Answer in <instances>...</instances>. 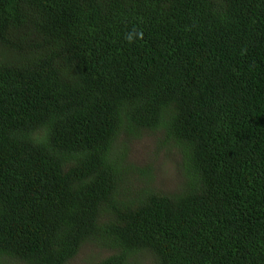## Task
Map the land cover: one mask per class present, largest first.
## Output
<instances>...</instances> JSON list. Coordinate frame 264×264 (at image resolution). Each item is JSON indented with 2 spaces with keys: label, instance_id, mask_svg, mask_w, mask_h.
<instances>
[{
  "label": "trees",
  "instance_id": "16d2710c",
  "mask_svg": "<svg viewBox=\"0 0 264 264\" xmlns=\"http://www.w3.org/2000/svg\"><path fill=\"white\" fill-rule=\"evenodd\" d=\"M87 248L264 264V0H0V264Z\"/></svg>",
  "mask_w": 264,
  "mask_h": 264
},
{
  "label": "rangeland",
  "instance_id": "374dc122",
  "mask_svg": "<svg viewBox=\"0 0 264 264\" xmlns=\"http://www.w3.org/2000/svg\"><path fill=\"white\" fill-rule=\"evenodd\" d=\"M147 140L143 141L142 143H135L130 146L129 159L135 161L136 163H143V161L147 158L154 157V155L152 154L149 155L152 144ZM178 160V156L174 154L165 157L161 155V159L154 165L156 172V179L154 181L155 187H157L159 183L160 189L165 188L167 191H171L172 186H175L178 183ZM91 250L92 249L90 248L84 249L79 259L75 260V262H73L72 264H80V262L86 261L89 256L93 255V252ZM146 258H142V264H146L147 260L151 261L150 256L147 255Z\"/></svg>",
  "mask_w": 264,
  "mask_h": 264
}]
</instances>
